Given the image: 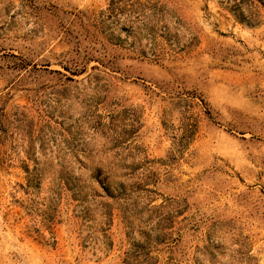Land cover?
<instances>
[{
    "label": "rangeland",
    "instance_id": "1",
    "mask_svg": "<svg viewBox=\"0 0 264 264\" xmlns=\"http://www.w3.org/2000/svg\"><path fill=\"white\" fill-rule=\"evenodd\" d=\"M222 1L0 0V264H123L121 213L108 227L72 198L80 167L109 164L98 115L123 110L155 204L186 203L159 264H264V19L242 24ZM156 83L206 102L175 159Z\"/></svg>",
    "mask_w": 264,
    "mask_h": 264
},
{
    "label": "trees",
    "instance_id": "2",
    "mask_svg": "<svg viewBox=\"0 0 264 264\" xmlns=\"http://www.w3.org/2000/svg\"><path fill=\"white\" fill-rule=\"evenodd\" d=\"M221 5L242 24L255 26L264 19V0H223ZM153 87L160 90L158 96L164 94L162 101L168 106L163 110V124L169 125L175 134V149L170 154L175 159V153H182L194 141L200 124L197 112L206 106V102L196 92L169 83L148 87L151 94H157ZM175 114L177 125L167 120ZM205 114L210 115L208 111ZM98 119L101 127L113 131L109 139L111 154L105 156L109 164L106 168L95 167L90 171L80 167L86 174L85 184L72 191V198L82 208L83 219L88 218L94 206V211L99 212L108 227L113 223L114 212L121 213L130 241L123 264H159L156 248L171 239L170 230L176 217L184 212L186 203L166 199L162 204H155L159 196L155 189L158 175L148 167L151 161L145 150L133 140L140 128L136 112L123 110L113 113L108 123H103L104 117L101 115H98ZM119 124L122 125L120 132ZM102 233L107 239L106 246L111 247V237L105 231Z\"/></svg>",
    "mask_w": 264,
    "mask_h": 264
}]
</instances>
